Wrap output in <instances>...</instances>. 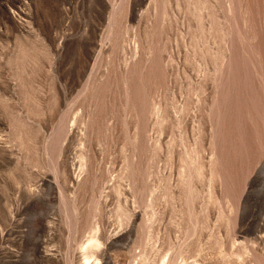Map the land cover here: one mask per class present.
I'll list each match as a JSON object with an SVG mask.
<instances>
[{
  "label": "rangeland",
  "instance_id": "374dc122",
  "mask_svg": "<svg viewBox=\"0 0 264 264\" xmlns=\"http://www.w3.org/2000/svg\"><path fill=\"white\" fill-rule=\"evenodd\" d=\"M0 264H264V0H0Z\"/></svg>",
  "mask_w": 264,
  "mask_h": 264
}]
</instances>
